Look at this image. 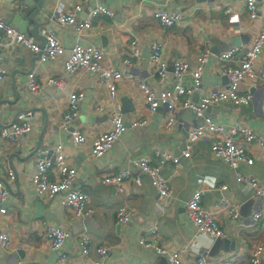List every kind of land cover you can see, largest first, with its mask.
I'll list each match as a JSON object with an SVG mask.
<instances>
[{
    "label": "crops",
    "instance_id": "obj_1",
    "mask_svg": "<svg viewBox=\"0 0 264 264\" xmlns=\"http://www.w3.org/2000/svg\"><path fill=\"white\" fill-rule=\"evenodd\" d=\"M81 1L43 0L38 13L43 22L39 33L43 39L50 30L53 31L65 49L64 54L54 60L41 62L28 48L6 45L0 33V66L5 70L0 79V130L8 129L19 113H25L26 121L30 123L29 131L14 141L0 138V180L10 186L6 185L10 195L5 203L7 212L0 214V232H6L13 245L10 251L0 248V264H16L19 260L26 264H89L78 243L81 233L90 239V259L97 258L94 250L97 246L108 248L104 264H167L164 255L140 245V234L160 246L183 248L185 264H193L197 251L203 248L209 251L205 264H222L225 260L230 264H249L250 253L257 246L262 247V264L264 200L255 197L250 185L238 182L233 169L212 155L210 136L188 143V130L200 123L202 117L188 109L177 108L171 113L175 117L174 125L165 131L170 113L164 107L149 111L136 82L120 80L115 102L109 99L106 88L97 81L95 74L83 69L66 70L63 61L76 41L97 46L104 52V65L138 76L158 94L163 90H174V61L184 59L194 65L200 51L208 48L201 67L200 85L191 92V99L198 101L206 93L228 83L223 67L236 65L251 46L259 29L264 27V11L259 18L251 19L243 4L233 0H173L166 3L160 0H89L76 12L78 20L99 4L108 7L112 15L95 17L79 34L56 23V10L60 5L72 9ZM263 2L257 0L258 5ZM230 5L235 9L234 13L225 12ZM27 6L25 0H0V18L17 29L12 20ZM158 9L181 12L183 18L175 25L164 27L153 15ZM31 26L29 23L28 27ZM23 33L29 35L26 31ZM33 38L41 43L40 38ZM133 39L140 52L138 57L125 63ZM154 40L162 43V54L168 63L163 77L157 75L150 60ZM234 46L239 51L233 60L221 61L219 54ZM256 66L264 69V52ZM30 72L35 73L41 88L37 94L30 91L27 82ZM49 78H56L61 85L48 83ZM184 81L187 86L192 84L190 75H186ZM239 90L250 95L248 104L235 106L231 102H218L210 105L206 114L217 123L245 124L264 141V80L245 78ZM77 91L84 93V99L78 116L66 129L61 124L67 97ZM116 103L120 105L126 123L140 118L146 119L147 123L128 127L106 153L94 157L90 153L91 141L109 129V112ZM97 106H102V111H96ZM124 106L132 109L124 112ZM73 128L84 132L86 143L78 146L72 143L70 130ZM57 144L63 145L67 163L76 169L73 182L88 195L89 206L93 209L91 215L76 217L63 205L60 195L44 198L33 190L36 160L52 157ZM187 145L188 157L182 155ZM35 149H38L36 154L26 160L20 159ZM16 150L20 151V158H11ZM157 151L177 157L176 161L166 159L161 163V172L170 185V197L165 203L160 201L149 176L133 163L140 157H147L152 164H160ZM251 153L253 161L241 165L238 171L257 178L264 187L263 149L253 144ZM8 170L15 175L12 182L7 179ZM121 170L130 171L139 183L130 179L119 189L102 182L105 175ZM49 176L56 178L54 172ZM197 189L202 192V205L214 214L226 233L223 241L227 239V242L222 241L213 252L216 239L197 233L185 211L186 200ZM225 198L237 205L236 219L220 208ZM122 205L132 210V218L125 224H118L115 213ZM259 210L263 212L262 219L252 221L251 215ZM154 224L157 230L151 234L149 229ZM47 226L68 233L59 250L51 249L45 238Z\"/></svg>",
    "mask_w": 264,
    "mask_h": 264
},
{
    "label": "built area",
    "instance_id": "obj_2",
    "mask_svg": "<svg viewBox=\"0 0 264 264\" xmlns=\"http://www.w3.org/2000/svg\"><path fill=\"white\" fill-rule=\"evenodd\" d=\"M89 0H82L75 4L72 9H65L59 6L56 10L55 21L61 27L74 30L80 33L82 29L89 26L92 20L97 16H111L112 11L103 5H96L91 8L88 14L81 20L76 17V12L81 10L82 3ZM164 3L173 0H160ZM242 3L244 9L251 19H257L262 16L264 11V2L258 5L257 0H233ZM225 12L234 13L235 9L230 5L225 8ZM162 26L170 27L178 23L183 14L178 11L167 12L165 10H156L153 13ZM0 33L6 45L18 44L28 48L38 55L39 61H51L65 52L64 47L57 39L53 31H49L45 36L44 46H40L33 37L17 30L15 27L6 24L0 18ZM239 48L234 46L219 54V58L223 62H231ZM140 52L137 41L133 39L130 42L128 56L124 59L125 63H129L130 58L138 57ZM208 48L200 51L194 65H191L184 59H178L173 62L172 74L174 80V90H163L155 93L151 87L146 84L138 76L128 72L120 71L114 67L104 65V52L97 46L82 44L79 41L74 42L67 58L63 61L66 70L74 71L83 69L96 75L97 81L104 85L108 92L110 100L117 102V84L120 80L127 79L136 82L142 93L143 102L146 108L154 112L159 107H164L170 114L164 125V130L168 131L175 122V117L171 114L177 108L188 109L195 115L201 116L202 121L188 130V143L198 139L210 136V151L216 158L224 161L233 169L238 182L247 183L254 190V195L258 199L264 200V187L260 181L249 175L242 174L238 171L243 164H249L253 161L251 148L253 144L261 147L264 153V141L247 125H225L215 122L211 116L206 114L208 107L218 102H231L235 106L246 105L250 101V95L241 93L239 90L240 83L243 79H262L264 80V69L256 66V61L260 54L264 52V27L260 28L251 46L244 52L236 65H224L223 73L228 77V83L220 89L213 90L203 95L198 101L191 99V92L198 88L201 80V67L204 63ZM150 60L156 69L159 77H163L168 69V63L162 54V43L154 40L151 43ZM5 70L0 66V79L3 78ZM186 75H190L192 84L187 86L184 81ZM48 83L60 86L61 83L56 78H49ZM30 91L33 94L40 92V85L36 81L35 73L30 72L27 79ZM84 99V93L81 91L71 92L67 97L66 110L62 116V126L68 128V125L78 116L80 103ZM102 106H97L96 111H102ZM109 129L97 135L90 144V153L94 157H98L106 153L120 137V135L128 127L142 126L147 123L144 118L134 119L126 124L120 105L115 104L114 108L109 112ZM30 129V123L26 121V114L19 113L17 118L7 128L0 130V138L10 139L14 141L19 135L25 134ZM71 141L75 146L86 143L87 139L84 132L78 128L70 130ZM189 146H185L182 155L188 157ZM160 164H152L147 157H140L134 160V164L140 170L149 176L151 185L156 189L161 202L165 203L170 197V185L161 172V163L166 159L176 161L177 157L165 151H157ZM36 172L32 176V187L36 195L44 198H52L60 195L64 206L71 209L72 213L79 218L86 217L93 213V209L89 206V197L79 187L74 185V177L76 169L70 166L65 158L64 147L57 144L53 150L52 157H41L35 163ZM54 172L56 178H50L49 173ZM8 181L12 182L15 175L11 170L7 172ZM133 179L139 183V179L132 175L128 170H121L116 173L107 174L102 178V182L113 184L119 189L123 187L125 181ZM222 188V186L220 187ZM10 189L5 182L0 180V214L6 213V201L9 199ZM220 208L224 209L228 215L236 219L238 217V207L228 199H223ZM185 211L187 217L194 225L196 232L208 236L211 240L226 237L225 231L217 222L214 214L202 205V192L200 189L194 190L185 202ZM263 212L261 210L251 215L252 221L262 219ZM132 218V210L125 205L118 207L115 213V220L118 224H125ZM157 225L154 224L149 232L154 234ZM68 233L61 228L55 226H47L45 238L49 242L51 249L59 250ZM140 245L152 248L156 253L166 257L167 264H185L183 248H167L154 243L147 239L143 234L138 237ZM78 243L81 253L88 259L89 264H104V259L108 254L106 246H97L94 250L97 255L96 259H90L91 243L89 237L81 233L78 236ZM264 245V244H263ZM0 248L4 251H10L13 248L10 236L6 232H0ZM208 248L197 251V256L193 264H205ZM262 255V247L253 248L249 256V264H260ZM16 264H26L19 260ZM222 264H230L228 260Z\"/></svg>",
    "mask_w": 264,
    "mask_h": 264
},
{
    "label": "water",
    "instance_id": "obj_3",
    "mask_svg": "<svg viewBox=\"0 0 264 264\" xmlns=\"http://www.w3.org/2000/svg\"><path fill=\"white\" fill-rule=\"evenodd\" d=\"M34 1L37 2V4H34ZM25 0V3L28 5L25 10H20L13 18L12 22L17 26V30L21 32H28L29 35L35 37V38H40L41 43L40 46H44L45 44V37L42 39V35L39 33V28L43 25V22L39 19L38 13L40 12L42 5H43V0ZM29 23H32V26L29 28L28 25ZM132 109V108H131ZM129 107H122V110L124 112H127L131 110ZM127 125L129 123H126ZM11 125V124H10ZM38 149H35L28 153V155H25V157L20 158V151L16 150L14 151L10 157L12 156H18L22 160H26L28 157L36 154V151ZM8 187H10L8 184H6ZM224 243L227 242V239H224ZM218 242L215 241V243L212 246L211 252H213L214 249L218 247ZM226 248V245L225 247ZM59 253V251H58ZM164 259V258H163ZM165 260V259H164ZM166 261V260H165ZM167 263V262H166ZM264 264V262L262 263Z\"/></svg>",
    "mask_w": 264,
    "mask_h": 264
},
{
    "label": "rangeland",
    "instance_id": "obj_4",
    "mask_svg": "<svg viewBox=\"0 0 264 264\" xmlns=\"http://www.w3.org/2000/svg\"><path fill=\"white\" fill-rule=\"evenodd\" d=\"M216 241L218 242V244H221L223 241V238H218V239H216Z\"/></svg>",
    "mask_w": 264,
    "mask_h": 264
}]
</instances>
